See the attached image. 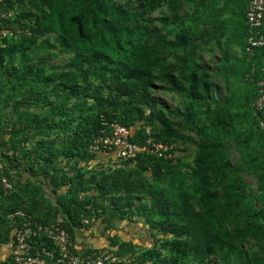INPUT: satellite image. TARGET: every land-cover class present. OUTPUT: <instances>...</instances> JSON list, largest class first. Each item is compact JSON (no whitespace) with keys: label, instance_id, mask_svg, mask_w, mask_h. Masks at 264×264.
<instances>
[{"label":"rangeland","instance_id":"obj_1","mask_svg":"<svg viewBox=\"0 0 264 264\" xmlns=\"http://www.w3.org/2000/svg\"><path fill=\"white\" fill-rule=\"evenodd\" d=\"M13 1L23 24L15 23L16 38L0 51V172L13 189L0 194V205L16 204L17 211L0 206V264H38L29 255L38 251L37 237L49 233L57 254H40L39 264H75L77 256L105 248L117 256L109 264H227L191 235L160 227L148 187L157 184L176 199L172 165L190 207L205 213L210 205L227 226L229 264H264V141L252 111L258 84L244 76L242 2ZM110 10L137 18L114 19ZM125 64L151 72L146 96L153 103L129 95L111 103ZM155 110L173 131L177 158L145 170L135 190L120 192L134 195L135 204L115 208L99 187L118 170L103 172L112 158L89 154L87 140L101 113L132 124ZM149 123L160 131L159 119ZM74 194L99 195L109 210L85 217L73 237H63L58 229H65Z\"/></svg>","mask_w":264,"mask_h":264},{"label":"trees","instance_id":"obj_2","mask_svg":"<svg viewBox=\"0 0 264 264\" xmlns=\"http://www.w3.org/2000/svg\"><path fill=\"white\" fill-rule=\"evenodd\" d=\"M238 1L242 2L243 7L246 6L244 0ZM0 8L16 7L14 6L13 0H0ZM109 13L114 19L128 20L137 18L136 14H130L125 11L116 12L110 10ZM6 22H19L20 24H23L21 12L19 11L18 15L13 21L6 20ZM34 28L35 27H32L33 30ZM244 28L246 29L245 21ZM15 38L0 39V51H4L8 44L11 43V41H13ZM244 44L245 42L243 43L242 47L243 51ZM262 53H264V50L258 51L255 56L254 63L256 65V73L252 76L250 75L252 62L248 60L247 56L244 57V61L246 63V71L244 73V76L247 80H254L256 83L258 79L264 75V63L261 61ZM124 66L126 67V69H128L125 75L126 78L117 81V83H115V85L111 88V90H113L114 92L113 94L110 93V95H112L111 98L113 100H110L111 103L115 102V100H117L120 95H129L130 97L144 101L145 103H153L155 100L154 97L146 96V92L150 89V86L152 85L151 72L143 67L134 69L130 68L127 64H125ZM100 106L103 107V105L101 104ZM139 112L141 116H143V112L141 110H139ZM154 118L159 119L162 124L160 131H156L153 125L149 123V120H152ZM113 119H118L126 125L135 126L136 132L133 136L134 140L139 141L142 140V138H146V136L148 135L146 132V127H149L150 136L152 138L172 143V140L170 138L173 135V131L171 130V128H169V125L167 124L159 110L151 111L148 115L145 116L144 119L137 120L132 124L129 123V121L127 122V120L118 117L117 115H105L104 113H101L98 119V123L95 125V132L87 140V152L89 154H94V152L89 150V146L93 141L94 137L100 132V130L104 126L103 122L106 120L111 121ZM254 119L256 121V127L258 129V132L264 141V132L259 128L258 120L255 116ZM72 146L75 147L76 143H73ZM171 161L172 158L157 157L154 155L141 153L136 157V159L117 162L113 166L108 165V169L106 167H102L105 168L102 169L103 172L107 170L110 171L111 168L112 170L115 169L118 171L115 174L110 173V177L105 176V181L100 184L99 187L100 192L107 196L108 199H111L113 201V204L115 203V208L121 209L124 207L133 206L136 202L135 196L128 193L122 195L120 194V192L124 190H135L137 186L141 182H143L142 175L145 170L153 166L156 168L161 167V165L167 164ZM129 163L136 165L138 164V166L135 169H124V167ZM10 168L7 167L5 169L6 175L8 177H10L9 175L12 170ZM178 172L179 170L177 168V165H172L170 173H168L170 175L171 184L177 189L176 199H171L166 190L157 184L150 185L148 187V195L150 197L151 209L161 217L160 227L163 228V230L166 232H171L174 234L191 235L192 241L197 247L208 249L210 253L217 254L225 263L229 264V258L232 253V243L227 226L220 222L216 212L212 209L210 205H207L205 213L203 211H195L190 207V205L188 204L186 189L184 186L185 182L177 174ZM10 179L13 181L12 177H10ZM0 191V194L3 195V190L1 188ZM100 199L101 198L99 195H95L92 199H81L76 194L71 197L68 205L65 208L68 220L64 223L65 229L71 237L74 236L75 226H80L85 217H92L94 215L97 216L109 210V204L104 206ZM4 204H1L0 206H4L7 212L17 211L16 204ZM35 218L39 221H42L43 223H49L47 217L37 216ZM0 219H2L1 216ZM206 227L213 228L212 233H210V235L207 237L202 235V232L205 230ZM7 238L9 237H7L6 235V239ZM37 238V243L40 248L42 246H46L48 248L52 247L54 252L57 254L53 239H51L47 235H43ZM33 252L35 253V251Z\"/></svg>","mask_w":264,"mask_h":264},{"label":"built area","instance_id":"obj_3","mask_svg":"<svg viewBox=\"0 0 264 264\" xmlns=\"http://www.w3.org/2000/svg\"><path fill=\"white\" fill-rule=\"evenodd\" d=\"M245 6V44L244 53L248 60L252 62L250 75L256 73V65L254 59L258 51L264 50V0H244ZM19 11L16 8H0V39L15 38L18 34L19 27L13 22H6V20L13 21L18 15ZM264 70V68H263ZM258 93L252 103L253 114L258 120L259 128L264 132V75L257 81ZM100 132L94 137L89 146L92 152L105 153L112 158L113 163L122 162L126 160L136 159L141 153L154 155L157 157L176 158V147L173 143L163 140H156L150 136V128L146 127L147 136L142 140H134L133 136L136 132V127L133 125H126L118 119L111 121H104ZM0 172V188L3 194H8L13 189V183ZM1 192V191H0ZM15 213V212H13ZM15 216V214H13ZM60 234L65 237L68 235L64 228L58 229ZM24 239V236L20 237ZM55 242L54 235L49 233L47 235ZM37 252V253H36ZM31 253L29 257L33 256V261L36 263L42 262L38 260L40 254L47 253L48 257L54 256V250L46 246H42ZM117 256L108 249H101L90 253H84L76 257L75 264H109L115 262ZM47 264V263H44Z\"/></svg>","mask_w":264,"mask_h":264},{"label":"crops","instance_id":"obj_4","mask_svg":"<svg viewBox=\"0 0 264 264\" xmlns=\"http://www.w3.org/2000/svg\"><path fill=\"white\" fill-rule=\"evenodd\" d=\"M244 11H245V7H244ZM244 21H245V19H244ZM262 29L264 31V25H263ZM245 33H246V29H245ZM244 39H245V35H244ZM244 42H245V40H244ZM261 61L264 63V53L261 54Z\"/></svg>","mask_w":264,"mask_h":264}]
</instances>
